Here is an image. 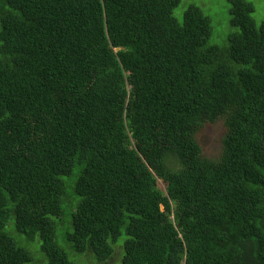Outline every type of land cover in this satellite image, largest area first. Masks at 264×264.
<instances>
[{
    "label": "trees",
    "instance_id": "16d2710c",
    "mask_svg": "<svg viewBox=\"0 0 264 264\" xmlns=\"http://www.w3.org/2000/svg\"><path fill=\"white\" fill-rule=\"evenodd\" d=\"M228 2L219 45L180 0H0V264H264V16Z\"/></svg>",
    "mask_w": 264,
    "mask_h": 264
},
{
    "label": "rangeland",
    "instance_id": "374dc122",
    "mask_svg": "<svg viewBox=\"0 0 264 264\" xmlns=\"http://www.w3.org/2000/svg\"><path fill=\"white\" fill-rule=\"evenodd\" d=\"M252 1L254 2L255 5V13L253 15L255 17H258L259 21H263L262 17L264 16V0H252ZM190 4H194L198 6L203 11V13L210 18L211 25L213 28V36L211 38L210 43L219 44V45L227 44L226 37L229 31L232 29L230 28V23H229L231 15L229 12L230 3L228 2V0H180L178 7L174 10V16L179 22H182L184 11ZM224 132H225V127L223 126L222 121L213 124H208L199 131L197 135V139L200 145L202 146L204 154L214 157L220 155L221 153L220 140ZM159 184L161 185V182ZM161 189H163L162 186ZM36 243L39 245L38 241ZM60 245H64V244L60 243ZM115 248L117 251L119 247L115 246ZM77 258L78 259L84 258L80 260L82 264H95L93 263L90 255L77 256ZM48 262L49 259H47L43 253L42 255L40 254L36 259L37 264H48Z\"/></svg>",
    "mask_w": 264,
    "mask_h": 264
}]
</instances>
